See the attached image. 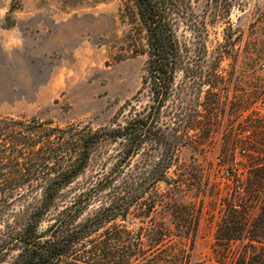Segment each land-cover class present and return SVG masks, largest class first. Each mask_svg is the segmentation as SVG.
<instances>
[{
    "label": "trees",
    "instance_id": "16d2710c",
    "mask_svg": "<svg viewBox=\"0 0 264 264\" xmlns=\"http://www.w3.org/2000/svg\"><path fill=\"white\" fill-rule=\"evenodd\" d=\"M120 14L129 27L130 56L146 59L139 87L111 123L97 128L89 123L60 126L51 119L0 116V264H161L148 251L163 250L166 228L146 227L144 241L141 234L116 222L125 221L134 202L159 181L168 185L167 192L152 199L148 210L156 205L166 208L176 220V236L191 237L188 248L180 247L185 263L190 262L206 201H220L213 247L217 261L264 264V165L248 169L244 193L237 177L231 179V192L223 193L215 185L208 187L202 171L195 175V165L179 159L182 147H194L190 130L198 128L204 137L219 124L209 104L198 120L191 103L182 106L178 101L177 74L183 68L191 70L190 60L184 58L188 46L178 29L180 23L191 26V0H122ZM218 77L216 68L208 74V80ZM143 95L148 101L142 105ZM109 144L117 145L109 155L110 170L41 229L61 191L85 171L97 148ZM136 157L139 167L132 170ZM172 167L175 178L168 175ZM194 187V200L174 199L176 192ZM107 189L109 199L80 219L90 198ZM255 202L254 212L248 204Z\"/></svg>",
    "mask_w": 264,
    "mask_h": 264
},
{
    "label": "rangeland",
    "instance_id": "374dc122",
    "mask_svg": "<svg viewBox=\"0 0 264 264\" xmlns=\"http://www.w3.org/2000/svg\"><path fill=\"white\" fill-rule=\"evenodd\" d=\"M191 4V26L180 23L178 29L188 46L184 58L191 67L177 74L178 101L182 106L191 103L198 120L209 104L219 124L204 137L198 128L190 130L194 147H182L179 159L195 165V175L202 171L208 187L231 192V179L237 177L243 192L248 169L264 165V0H191ZM121 7L122 0H0V116L51 119L60 126L89 123L97 128L111 123L139 87L146 59L130 56L129 27L122 21ZM215 68L218 79L208 80ZM147 101L143 95L139 103ZM116 148V144L97 148L85 171L61 191L41 229L110 170L109 155ZM139 160L134 158L132 170L139 167ZM173 170L168 175L175 178ZM167 187L164 181L156 183L134 202L125 221L116 222L141 234L144 241L146 227L162 225L169 231L163 250L148 254L161 264H187L180 247L188 248L191 237L176 236V220L166 208L156 205L148 210L151 200L165 195ZM195 192V187L176 192L174 199L188 203ZM109 194L107 189L91 197L80 219L107 201ZM219 202L205 203L189 264H220L213 252ZM248 205L257 211L256 202ZM175 253L178 256H171Z\"/></svg>",
    "mask_w": 264,
    "mask_h": 264
},
{
    "label": "built area",
    "instance_id": "2783aa9c",
    "mask_svg": "<svg viewBox=\"0 0 264 264\" xmlns=\"http://www.w3.org/2000/svg\"><path fill=\"white\" fill-rule=\"evenodd\" d=\"M241 151H242V152H244V150H243V149H242Z\"/></svg>",
    "mask_w": 264,
    "mask_h": 264
}]
</instances>
